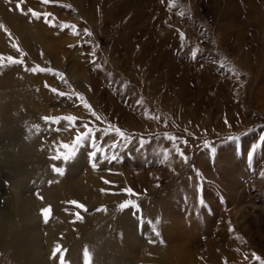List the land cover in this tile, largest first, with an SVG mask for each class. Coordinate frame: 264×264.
<instances>
[{"label": "rangeland", "instance_id": "1", "mask_svg": "<svg viewBox=\"0 0 264 264\" xmlns=\"http://www.w3.org/2000/svg\"><path fill=\"white\" fill-rule=\"evenodd\" d=\"M117 1L129 9L142 3ZM158 4L167 11L169 21L161 18V10L135 11L115 30L109 14L105 20L108 34L98 27L103 18L97 17L94 28L70 0L48 4L43 0H0L18 23L27 24L33 31L44 26L57 33L55 37L72 39L56 49L63 56L57 65L42 44L33 41L35 55L23 46L20 34L0 17L7 37L6 45L0 46V101L8 90L5 82L34 77L40 84H27L23 93L48 111L37 117L21 114L18 120L10 116L6 123L0 110V154L7 147L19 154L30 146L42 148L30 156L0 159V216L11 211L7 196L12 195L15 184L24 195L40 202V244L48 249L51 264H138L135 257L141 251H147L150 259L145 264H171L183 252L192 253L194 264H216L208 254L210 240L219 244L214 248L219 254L217 264H264V0H198L196 5L192 0H160ZM30 9L50 15L37 19ZM62 24L71 27L62 28ZM165 28L173 32L165 33ZM127 42L139 48L149 46L148 56L163 53L181 70L188 67L193 91L203 83L202 72L216 78V86L203 95L201 106L196 110L192 104L189 108L191 115L196 110L201 121L184 119L176 99L172 106L165 105L163 94L153 101L144 87L128 80L113 65V60L123 63ZM36 66L52 71L32 72ZM77 67L93 71L103 87V100L109 102L111 96L121 110L134 116L135 123L145 118L158 129H131L122 116L114 122L117 113L111 110L115 107L95 104L100 95L90 78L82 83L74 79ZM155 73L160 74L161 69L156 68ZM15 107L10 112L17 113ZM45 117L75 119L56 122ZM71 130L76 132L75 138L49 145L55 135ZM84 133L87 135L77 141L76 137ZM169 136L175 141L167 139ZM65 144L70 147L65 148ZM177 147L183 156L176 153ZM66 155L70 159L65 160ZM57 168L62 171L57 172ZM127 170L133 177L139 170L146 171L157 180L155 188L136 190ZM89 174L99 181L92 185L93 190L110 200L91 204L66 194L59 201L48 200L47 187ZM49 207L45 220L42 210ZM62 220L71 227V236L69 232L62 235L56 226ZM128 232H134L140 242L130 239ZM18 238L13 239L18 242ZM169 240L173 244L178 241L181 247L169 248ZM57 247L59 252H55ZM12 250L0 242V263H7L6 256ZM17 259L14 264H30L26 255Z\"/></svg>", "mask_w": 264, "mask_h": 264}, {"label": "bare ground", "instance_id": "2", "mask_svg": "<svg viewBox=\"0 0 264 264\" xmlns=\"http://www.w3.org/2000/svg\"><path fill=\"white\" fill-rule=\"evenodd\" d=\"M70 1L73 2V4L75 3L78 5L79 9L82 11L85 18H87V20L92 24L94 28L96 27V24H97V17L100 16V19L103 18V21L100 22L98 27L101 29L103 28L104 33L106 32L108 34H109V27L106 24L105 20L107 19L109 14H111L112 16V19H111L112 27L115 28V30H118L122 25L124 26L129 20V18H131L133 12L135 11H139L140 13H146L147 11L153 12L155 10H158V11L161 10L160 12H162L163 14L161 18L164 21L170 20L167 11L164 10L163 7L161 8V6H157L160 0H142L140 1L142 2L141 5L140 6L135 5L136 7H134L133 9L132 8L129 9V7H127L128 5L125 6L124 3L121 4L117 0H103V3H101L102 0H70ZM181 1H185V0H181ZM192 1L195 3V5L198 2V0H192ZM100 3L102 6H101V10L98 13L97 5ZM122 8H124L125 10L122 11ZM194 12H195V9H194ZM65 16L67 17L68 15H65ZM172 16L174 17V15ZM0 17L2 18V20L4 21V23L7 25L9 29L13 30L15 33L20 34L21 41L22 43L25 44L23 46H26L29 50L34 52V50L36 51V49L33 44V41L37 42L38 44L40 43L46 49L47 53L53 59L55 64L57 65L61 64V57L63 56H62V53L59 54L56 51V49L59 48L60 46H66L68 43H70V40L72 39H68V38L61 37V36L55 37L57 33L47 30L46 27L44 26H42L41 30L39 31L38 30L33 31L32 29H30V27L27 24L18 23L17 21L13 19V16L11 18L9 13H7L5 8L1 5H0ZM176 22H177L176 19H173V23L175 24ZM171 29L168 30L165 28V31L163 30V32L170 33ZM174 38H175V35H174ZM5 41L7 43V37L3 33L1 29V25H0V46L1 47L2 45L4 46L6 45ZM125 49H126L125 50L126 56H125V59L123 60V63H120L117 60H113V63L116 61V63H114L113 65L116 68H119L121 73L128 80L134 82L136 85L140 86V88L144 87L143 88L144 92H146L151 97L150 99H152L153 101L156 100V97H159V95L161 96L163 94L162 99H163V102L166 103L165 105L172 106V102L175 101L173 99H176L181 104L179 108H181L180 109L181 115L183 116L184 119L195 117V118H198V120H200L201 117L196 113V110L202 104L201 101H202L203 95L210 91L209 89L211 86L212 87L214 85L216 86L215 84L216 78L214 76L202 72L200 74V78L203 81V83L197 89V91H193L191 90L189 83H188L190 79V76H189L190 71L188 67H183L181 70V68L176 65V62L169 61L170 59L164 58L163 53L162 54L158 53L157 55L155 54L152 56L150 55L148 56L146 53V49H149V46H143V48H139L135 44L131 42H127ZM34 55H35V52H34ZM63 55L68 56L67 52H64ZM74 55L76 56L77 60L80 59L79 56L77 57L78 54L76 55V52L74 53ZM156 68L161 69V73L158 75H156L155 73ZM178 76H179V79L177 80ZM73 77L75 80H77V82H80V83H82L83 80L87 81V78L88 79L90 78L91 84L93 86L92 88L94 89L96 93L100 95L99 99L97 101H94L95 104L98 103L101 107L105 105H108L110 107H115V110H111L117 113L116 115L114 114V119H113L114 122L116 119H118V117L122 116L125 119V125L127 127H130L131 129L143 130V127L148 126L147 129H150L151 131L157 128L155 123L153 122L151 123L147 121L145 118H142L143 120H141L139 123H135L134 116L130 112L126 113L125 111L121 110L120 107L117 106L118 104L116 103V101H114L111 96H109V102L108 100L107 101H105V99L103 100L101 97L103 95V87L94 77L92 70L86 71V70H79L78 67L74 68ZM27 78L25 80H19V81L15 80L16 82H12L11 80H8V82H5L8 90L4 94L5 96L1 97L2 101H0V110L4 112V117H2L4 119V122H6V119L11 118L10 116H15V118L18 120V118L24 115H29L30 117L47 115L44 113H47L48 111L41 109L38 106L39 105L38 102H36L34 99L28 98L23 93L25 91L24 88L26 87L27 84L29 83L33 85L40 84L39 80L34 77H30L28 79ZM149 78L154 79L153 83H149V81H147ZM83 89L86 90V87L84 86ZM219 90H220V87H219ZM192 104H194V106L196 107V110L195 112H192V115H191L190 113L191 110L189 108H191ZM13 106H16L15 108L19 109L17 113L10 112V110L13 109V108L11 109V107ZM171 109H173V107ZM104 113L107 114L106 112ZM108 116L109 118L112 119L111 115H108ZM75 134L76 132L74 130L73 131L71 130L61 135H55L54 138L49 141V145L54 144V143H57L58 145L60 142H62V140H68L70 138H73ZM8 148L9 147H7L4 153L0 154V159L2 161H7L9 158H13V157L30 156L32 155V152L35 151L36 153L37 152L39 153L40 149H42L41 147L30 146L29 148L26 149L27 151L23 150L24 153L19 154V153H16L17 151L10 150ZM45 148H47L48 150L49 146ZM127 173H128V177L130 178L129 181L131 185L140 192L145 191V188H149L150 190H153L155 188L154 185L157 184V180H154L152 176L150 177L149 173H147L146 171L139 170L137 174H134V177L131 176L132 174L130 171L127 170ZM166 174H168V172H166ZM98 182L99 181H97V179L93 175L89 174V175H86L85 177H78L77 179H74L73 181H70L67 184L59 181L58 183L53 184V186L47 187L45 194L48 200L51 202L59 201L64 194H66V196H71L76 199L85 198L91 204H95L98 202H104L107 199L110 200L111 199L110 197L108 196L101 197L100 195L97 194V192H95V190H93L92 185H97ZM20 190H21V187L15 184L12 195L7 196L8 197L7 201L11 207V211L6 212L3 216H0V232H1L0 242L5 248L8 249L10 247L13 249L12 252L6 256L7 258L5 260L7 261L8 264H14V262L18 260L17 259L18 257L23 258L26 255L28 256L30 264H51V261L49 260L48 253H47L48 249L40 244L41 235L39 232L40 224L38 221L39 217L37 215V210L40 208L41 203L38 202L32 195H24L23 191H20ZM239 206L240 205H238V207ZM91 220H93V218ZM56 226L58 227L59 230H61L62 235H65V233L67 234V232H69L68 236L72 235L71 227L66 226V222H64L63 220L58 222ZM20 230L22 234L24 232L22 241L19 240L21 236V233L19 234ZM55 233L56 232L53 231L52 233L53 237L56 235ZM128 235L130 236V239L132 238L135 239V243L140 242L138 239H136L134 232L133 233L128 232ZM16 236L19 237L17 239L18 242H15L13 239ZM53 239L54 238L50 237V242H52ZM100 243L102 244V242ZM176 243L177 244H173V241L169 240V248L177 249L178 246L181 247V244L178 243V241H176ZM184 245L185 244L183 243L182 246ZM216 247H219V244L217 243V241H214V240L207 241V248H208L207 250H208V254L210 255V259L212 262L217 264L218 263L217 256H219V254L216 253L214 250V248ZM255 247L257 248V246ZM27 250H31L30 251L31 253L29 252L27 254L26 253ZM146 252L147 251L142 253L141 251L138 253V257L137 258L135 257V259L138 260V264H140L141 262H144V264L150 262V259L148 255L146 254ZM192 256H193L192 253H188V252H183L182 254L180 253L176 257L172 255V257L174 258L171 264H194L195 258L193 260ZM21 264H24V263L22 262Z\"/></svg>", "mask_w": 264, "mask_h": 264}, {"label": "snow or ice", "instance_id": "3", "mask_svg": "<svg viewBox=\"0 0 264 264\" xmlns=\"http://www.w3.org/2000/svg\"><path fill=\"white\" fill-rule=\"evenodd\" d=\"M51 2H52V0H43V3H45V4H48V3H51ZM68 7H70V6H68ZM21 11H23L22 8H21ZM29 11H30V12L32 13V15H33L35 18H37V19H39V18L42 17V16H45V17H46V16L50 15L49 13H40V12H36L35 10H31V9H30ZM45 22H48V21L46 20ZM53 26H55V25H53ZM60 27H62V28H63V27H71V25L62 24V25H60ZM85 32L87 33V30H85ZM181 39H183V34H182V33H181ZM91 55H94V53H91ZM192 55H193V57H195V56H196V52H193ZM15 62H17V63H22V61H15ZM30 70H31L32 72H36L37 70H39L40 72H51V71H52L51 69H46V68L39 67V66L33 67V68L30 69ZM52 91H53V92H56L57 90H56V89H52ZM58 94L61 95V96L65 95L63 92H60V93H58ZM138 103H139V101H138ZM44 119H45V120H54V121L58 122L60 119H66V120L72 121V120L75 119V117H63V118H61V117H56V118L45 117ZM85 127H87V125H85ZM86 135H87V133H84V134H82V135H78V136L76 137L77 141L81 140V139H82V136H86ZM167 139H169V140H171V141H175L176 138L169 136V137H167ZM229 139L235 141V140H238L239 137H229ZM261 141L264 142V137H261ZM141 143H143V141H141ZM184 143H187V142L184 141ZM64 147H65V148H68V147H70V145L65 144ZM175 151H176L177 154L183 156V153L180 151L179 147H177V148L175 149ZM95 155H96V153H93V156H95ZM57 158H60V157H57ZM113 158H115V157H113ZM165 158H167V153L165 154ZM64 159H65V160L70 159V156L66 155V156L64 157ZM185 159H186V158H185ZM55 170H56L57 172L62 171V170L59 169V168H57V169H55ZM72 203H73V204H76L77 202H72ZM78 206H79L80 208H84L83 205H78ZM42 212H43V214H44L45 220H47V218H48V214H49V212H50V207H49V208H45V209H43ZM59 251H60V248L57 247V249H55V252H59ZM257 259H259V257H257Z\"/></svg>", "mask_w": 264, "mask_h": 264}]
</instances>
